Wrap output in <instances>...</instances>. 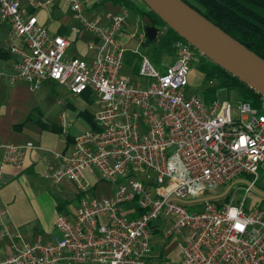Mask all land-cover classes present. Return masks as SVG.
<instances>
[{
  "label": "built area",
  "instance_id": "2783aa9c",
  "mask_svg": "<svg viewBox=\"0 0 264 264\" xmlns=\"http://www.w3.org/2000/svg\"><path fill=\"white\" fill-rule=\"evenodd\" d=\"M47 1L26 0V9L20 0H0L14 54L7 79L32 88L51 79L72 94L87 90L97 129L75 133L69 152L55 153L58 161L47 173L74 184L73 215L55 214L56 233L47 240L28 241L14 232L0 264H145L151 222L167 216L173 221L163 236L176 239L174 264H264V207L244 210V198L219 202L234 192L230 182H245L246 192L264 175V97L252 105L187 93L190 63L203 54L180 37L169 62L154 65L145 52L137 64L136 55L127 61L126 50L139 52L144 32L136 33L134 47L125 44L123 37L133 34L124 26L125 8L98 12L88 0H66L71 17L91 33L84 41L87 56L66 54L80 27L48 32L33 11ZM123 66H135L134 72L122 74ZM1 147L0 177L4 165L19 167L23 157L22 146ZM87 167L114 182L113 191L89 195ZM137 208L142 212L130 215Z\"/></svg>",
  "mask_w": 264,
  "mask_h": 264
},
{
  "label": "crops",
  "instance_id": "0c3cea01",
  "mask_svg": "<svg viewBox=\"0 0 264 264\" xmlns=\"http://www.w3.org/2000/svg\"><path fill=\"white\" fill-rule=\"evenodd\" d=\"M20 3L26 9L31 8L26 0H20ZM88 3L89 9L98 12L125 8L124 26L132 23L131 9L127 6L109 0H88ZM33 11L37 19L46 25L48 32L65 34L71 24L80 27L72 34L68 43H74L77 50L70 55L87 56L88 50L84 41L91 33L88 31V35L81 37L82 28L71 17L66 0H48L33 8ZM138 19L139 23L134 21V25L140 31L147 22L145 19L142 22ZM7 28V21L0 20V157L1 143L5 142L22 146L23 157L19 167L4 165L0 177V258L9 252L14 232L28 241L37 238L47 240L56 233L51 225L55 214L63 213L68 217L73 215L78 201L74 184L65 178L54 181L47 173L58 161L55 153H68L71 137L75 133L91 129L84 113L92 114L93 118L96 110L89 92L87 96L81 93L72 94L66 87L51 79L43 80L33 88L24 81H8L6 73L11 70L14 54L8 50ZM132 35L123 37L125 44L130 47L136 44V38ZM126 68L131 73L134 72L133 68ZM41 84L49 87L41 92L37 90ZM90 103L95 105V110L89 109ZM60 113H63L62 117ZM27 141H31L33 146H23ZM84 174L90 182L89 195H108L115 188L114 182L101 179L91 167L84 169ZM209 193H214V190ZM151 224L159 230L158 223ZM150 247L151 254L160 251Z\"/></svg>",
  "mask_w": 264,
  "mask_h": 264
},
{
  "label": "trees",
  "instance_id": "16d2710c",
  "mask_svg": "<svg viewBox=\"0 0 264 264\" xmlns=\"http://www.w3.org/2000/svg\"><path fill=\"white\" fill-rule=\"evenodd\" d=\"M109 1L127 6L139 16H144L147 23L153 24L157 27V35L153 38H147L144 36V39L141 42L142 51L148 53L152 61L157 60V56L163 52L171 54L173 51V40L177 37L183 38L148 6H146L145 9L141 8L137 6L133 0ZM184 1L264 59V0ZM192 47L197 51L194 46ZM134 55L136 54L129 50H126L125 52L127 61H130L132 57L134 59ZM198 57L195 65L202 76L200 95L204 101L217 97V92L223 89L226 94L229 90H232L236 98L247 100L252 105L258 104L260 99V94L258 92L247 86L237 77L225 71L219 65L207 59V57L203 55H198ZM133 68L135 69V66ZM87 92V90H84L81 94L87 96ZM84 114L90 124V128L96 130L97 126L93 121L92 114L86 112ZM140 212H142V209L137 208L135 211H132L130 215H136ZM155 230H158V228L152 226L151 231L155 232ZM161 257V250L157 254H150L147 256L145 264H148L152 259L159 260Z\"/></svg>",
  "mask_w": 264,
  "mask_h": 264
},
{
  "label": "water",
  "instance_id": "95a60500",
  "mask_svg": "<svg viewBox=\"0 0 264 264\" xmlns=\"http://www.w3.org/2000/svg\"><path fill=\"white\" fill-rule=\"evenodd\" d=\"M168 26L213 63L264 97V59L184 0H142ZM157 27L145 23L147 38Z\"/></svg>",
  "mask_w": 264,
  "mask_h": 264
},
{
  "label": "rangeland",
  "instance_id": "374dc122",
  "mask_svg": "<svg viewBox=\"0 0 264 264\" xmlns=\"http://www.w3.org/2000/svg\"><path fill=\"white\" fill-rule=\"evenodd\" d=\"M133 2L141 7V8H146V4L142 1V0H133ZM131 21L129 24H126V28L129 30L133 31V35L132 37L136 36V32L139 31V28L137 26L134 25V21H136L137 23H139V19L140 18V22H142L145 17L142 16H138V14L135 11L131 10ZM81 37L83 38L85 35H88L89 32L86 29H81ZM158 34V30L156 31V35ZM132 42V41H131ZM131 45V44H130ZM136 45V44H135ZM135 45H133L132 47H134ZM139 52H135L136 54V64L138 62V55L140 52H144L142 51L141 48V42L137 45V47ZM75 46L74 43H70L67 47L66 50V54H72L75 53ZM146 53V52H145ZM204 56V55H203ZM199 60V57H198ZM170 61V56L169 54L163 52L161 54H159L157 56V60L152 61L151 62L154 65H161V63H165V62H169ZM196 63L192 62L190 63V72L188 73V78H187V84L185 87V91L187 93H196V94H200V89L202 87V76L201 74L198 72L197 68H196ZM122 74H127L130 75L131 72L123 66L122 70H121ZM49 86L47 84H41L39 86V88H37V90H40L41 92L45 91ZM217 97H223V98H227L231 103L240 100L239 98H236L234 92L232 90H229L227 92V94L225 93V91L223 89L219 90L217 92ZM89 109L91 111L95 110V105L93 103L89 104ZM139 173H137L135 175V177H139ZM247 179H249L248 177H246ZM239 179H243L248 181L245 178H239ZM232 185V189H234V192L230 195V192H228L227 197L226 198H230V202L236 204L237 201H239L241 198L243 199V209L246 210L250 207L253 206H261L264 207V175H260L253 184L254 188H249L248 191L245 192L244 190V186L246 185L245 182L243 181H232L230 182ZM223 186V185H221ZM220 187H217L216 189H214V191H218ZM222 199L224 198H220L219 200L222 201ZM173 221V217L172 216H167L164 219L163 218H156L153 219L152 222L153 223H158L159 224V232H154L152 233L151 237H150V244L153 247L152 249H158L161 250L162 253V257L157 260V259H153L151 262H149V264H173L177 255H178V248L176 245V239H170L169 237H164L163 234L165 233V231L168 229V227L171 225ZM167 241V243H166Z\"/></svg>",
  "mask_w": 264,
  "mask_h": 264
},
{
  "label": "clouds",
  "instance_id": "9594fccd",
  "mask_svg": "<svg viewBox=\"0 0 264 264\" xmlns=\"http://www.w3.org/2000/svg\"><path fill=\"white\" fill-rule=\"evenodd\" d=\"M237 227L240 228L241 226L240 225H237ZM241 230H242V228H241Z\"/></svg>",
  "mask_w": 264,
  "mask_h": 264
}]
</instances>
